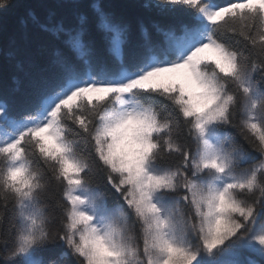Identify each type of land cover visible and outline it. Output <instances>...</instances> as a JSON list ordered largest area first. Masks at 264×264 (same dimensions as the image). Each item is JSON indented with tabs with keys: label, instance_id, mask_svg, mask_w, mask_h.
I'll return each mask as SVG.
<instances>
[{
	"label": "snow or ice",
	"instance_id": "6c2138e0",
	"mask_svg": "<svg viewBox=\"0 0 264 264\" xmlns=\"http://www.w3.org/2000/svg\"><path fill=\"white\" fill-rule=\"evenodd\" d=\"M159 5L195 16L131 57L93 6L111 60L83 40L87 16L30 14L75 58L57 50L25 112L0 101L4 264H264V0Z\"/></svg>",
	"mask_w": 264,
	"mask_h": 264
},
{
	"label": "trees",
	"instance_id": "16d2710c",
	"mask_svg": "<svg viewBox=\"0 0 264 264\" xmlns=\"http://www.w3.org/2000/svg\"><path fill=\"white\" fill-rule=\"evenodd\" d=\"M216 2L224 4L229 0ZM158 4L159 0H12L11 6L0 12V101L7 99L14 114L25 112L35 102L43 83L55 76L57 70L53 61L57 50L75 58L65 43L66 35L57 38L51 32L41 30L32 22L30 14L38 17L41 23H63L66 29H75L81 14L87 16L83 40L94 47L99 58L111 60L106 34L98 26L93 6L102 7L113 20L127 27L125 52L131 57L142 51L145 34L153 41L160 39L156 25L166 27L190 22L195 16L194 10L183 6H175L177 11L165 12L161 9L172 6L157 7ZM157 100L166 103L161 98ZM233 135H236L235 131ZM236 138L240 139L239 136ZM106 188L102 183L101 190ZM109 199L111 201V196ZM60 251L59 248L45 249L40 255L55 259ZM0 264L4 262L0 260Z\"/></svg>",
	"mask_w": 264,
	"mask_h": 264
},
{
	"label": "rangeland",
	"instance_id": "374dc122",
	"mask_svg": "<svg viewBox=\"0 0 264 264\" xmlns=\"http://www.w3.org/2000/svg\"><path fill=\"white\" fill-rule=\"evenodd\" d=\"M54 0H52V2H53ZM56 2V1H55ZM19 38H21V36H19L18 38H17V41H19Z\"/></svg>",
	"mask_w": 264,
	"mask_h": 264
}]
</instances>
